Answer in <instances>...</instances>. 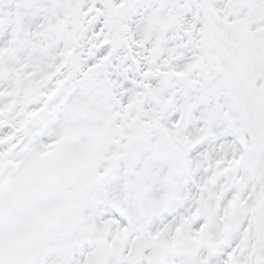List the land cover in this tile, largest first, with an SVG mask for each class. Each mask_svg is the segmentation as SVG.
<instances>
[{
  "label": "snow or ice",
  "instance_id": "snow-or-ice-1",
  "mask_svg": "<svg viewBox=\"0 0 264 264\" xmlns=\"http://www.w3.org/2000/svg\"><path fill=\"white\" fill-rule=\"evenodd\" d=\"M0 264H264V0H0Z\"/></svg>",
  "mask_w": 264,
  "mask_h": 264
}]
</instances>
